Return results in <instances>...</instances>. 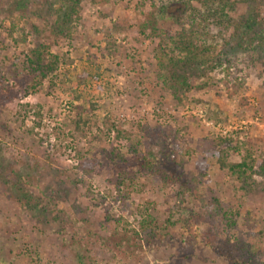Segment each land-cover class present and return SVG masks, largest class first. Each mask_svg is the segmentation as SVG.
<instances>
[{
    "label": "rangeland",
    "instance_id": "obj_1",
    "mask_svg": "<svg viewBox=\"0 0 264 264\" xmlns=\"http://www.w3.org/2000/svg\"><path fill=\"white\" fill-rule=\"evenodd\" d=\"M232 1L238 4L231 22L222 34L210 27L214 37L227 39L233 21L253 11L248 2ZM56 2L0 0V264H233L231 252L243 257L238 264H264V241L251 260L232 249H252L264 233V176H255L250 189L241 186L238 206L209 143L212 136L237 139L239 133V141H254L258 165L264 161V65L237 61L230 72L213 66L211 86L201 89L208 79L197 78L180 102L168 91L155 52L166 45L167 32L180 30L178 23L189 27L181 4L84 0L71 35L52 42ZM116 21L128 22L114 36L125 53L103 56ZM44 40L69 60L34 86L39 82L23 59ZM168 47L170 56L183 57ZM201 62L198 72L206 68ZM225 75L230 85L243 83L232 100ZM118 131H135L138 155L116 138ZM120 144L128 160L116 168L108 150ZM159 169L209 187L238 213L237 227L219 221L191 231L200 204L165 186ZM122 171L129 180L118 189L114 179Z\"/></svg>",
    "mask_w": 264,
    "mask_h": 264
},
{
    "label": "trees",
    "instance_id": "obj_2",
    "mask_svg": "<svg viewBox=\"0 0 264 264\" xmlns=\"http://www.w3.org/2000/svg\"><path fill=\"white\" fill-rule=\"evenodd\" d=\"M83 1L57 0L56 3H58L59 8L56 13L59 15V20L53 26L51 33L52 42H56L60 37L65 38L71 35L72 22L79 18V9ZM242 1L248 2L250 9H253V11L233 21L232 24L235 26L233 33L223 40L222 37H214L210 33V27L215 28L217 33L222 34L223 28L228 27L230 24L231 14L235 13L238 2L232 0H172L171 7L175 3L181 4L184 7V13L190 16V21L188 20L189 27L178 23L179 21H175L181 26L180 30H176L173 33L167 32L164 37L166 45H160L155 53L159 60V67L163 71H167V74L166 71L164 72L163 79L168 91L172 93L175 100L181 102L182 95L190 93L195 88L194 81L197 78L208 79L200 85V88H209L211 82H209L210 72L208 69L213 68V66L221 68L226 66L225 71L230 72L237 65V61L241 63L239 65H245L246 67L257 63L264 65V14L260 13V10L257 11L255 9H260L259 5L264 6V0ZM255 2L256 5H254ZM20 3L23 2L17 1V6ZM196 4H200L201 7H195ZM254 10L256 11L255 15ZM127 27V21H116L113 23L112 28L107 33L106 45L102 50L103 56L116 57L125 53V47L117 45L114 36L125 32ZM209 34L210 37H207ZM25 41L26 39H24ZM221 42H223L222 45ZM171 45L173 46L171 51L183 56L182 58L170 56L166 48L169 49L168 46ZM67 60H69L67 53L51 52L50 44L47 40H44L25 54L23 62L30 71V75L39 82L34 86H38L43 80L57 72L59 67L65 64ZM197 60H202L201 63L206 66L203 72L197 71L199 69L196 63ZM227 78L229 79L230 76L225 77L224 85L227 87L228 96L232 100L243 87V83L239 82L230 85ZM239 105L246 107V99H242ZM81 122L83 121L78 120L77 125ZM134 133L135 131L124 135L118 131L116 138L133 146L131 152L138 155V148L134 144L133 136H136ZM239 136V133H237V139H234L231 134L228 136H212L209 139V143L211 144V150L217 155L216 163L219 169L228 176L224 186L232 192L236 204L241 206L242 196L244 195V188L241 186H247L250 189L255 183V176H264V161L258 165V160L253 152L254 141L248 138L239 141ZM97 138L100 140L99 137ZM123 148L124 145L120 144L119 147L115 146L108 150L112 166L116 168H120L121 162L126 163L128 160ZM236 155L239 156V161L231 160V157ZM150 168L154 170L157 167L153 165ZM112 169L115 171L113 167ZM84 170L87 174L93 171L89 168H84ZM159 172L165 186L179 188L182 195L189 192L193 200L200 204V211L196 212L194 217L191 216V219L193 218L191 231L199 223L216 225L219 221L225 223L229 230H234L237 227L235 215L238 213L222 206L221 202L213 195V191L209 187L201 186L198 179L195 178L190 181L188 177L183 179L181 176H176L173 172H167L162 169H159ZM126 176H128L126 172L122 171L119 177L114 179L115 186L118 189L125 184L126 180H129ZM56 218L59 220V217ZM144 227L143 225L142 228ZM254 240V248L252 249L243 244L241 247L238 244L232 245V249L238 254L240 252L241 255L247 256L246 261L251 260L259 253L258 248L263 244L264 233L260 231ZM231 254L228 259L233 264H238L242 261V256L237 257L234 252H231Z\"/></svg>",
    "mask_w": 264,
    "mask_h": 264
}]
</instances>
